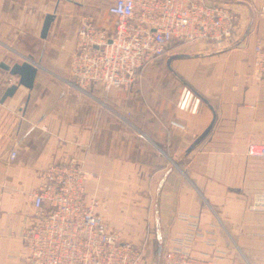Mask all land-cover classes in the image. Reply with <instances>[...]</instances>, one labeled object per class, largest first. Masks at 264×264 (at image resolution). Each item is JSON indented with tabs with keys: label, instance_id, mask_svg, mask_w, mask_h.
<instances>
[{
	"label": "crops",
	"instance_id": "obj_1",
	"mask_svg": "<svg viewBox=\"0 0 264 264\" xmlns=\"http://www.w3.org/2000/svg\"><path fill=\"white\" fill-rule=\"evenodd\" d=\"M220 1L238 3L253 22L229 49L173 60L216 111L211 130L177 166L173 160L212 120L209 104L184 82L169 85L151 71L140 84L95 85L84 93L68 80L77 11L92 2L0 0V61L31 56L39 64L32 88L20 84L1 101L0 84V264H24L22 234L35 211L31 193L42 169L67 157L90 172L86 198L100 200L109 228L132 239L156 234L158 207L164 249L181 247L218 264H246L242 253L264 264L257 258L264 210L251 207L254 193L264 192V157L247 152L250 142L264 141V81L253 68L255 45L264 44V0ZM54 10L42 38L44 17ZM106 13L99 22L111 24ZM182 50L207 51L197 43ZM5 73L0 67V80Z\"/></svg>",
	"mask_w": 264,
	"mask_h": 264
},
{
	"label": "built area",
	"instance_id": "obj_2",
	"mask_svg": "<svg viewBox=\"0 0 264 264\" xmlns=\"http://www.w3.org/2000/svg\"><path fill=\"white\" fill-rule=\"evenodd\" d=\"M111 24L83 16L70 65L71 83L82 92L102 85L129 87L138 69L166 52L174 40L197 43L203 50L236 42L249 18L238 3L218 0H108ZM260 10L264 13V2ZM254 75L264 81V44L255 45ZM17 82L9 71L5 89ZM13 147L10 158L17 155ZM249 156L264 157V141L250 142ZM31 193L33 219L23 230L24 264H146V248L124 238L103 220L97 197L86 198L90 172L76 157L51 162ZM251 207L264 210V192ZM160 264H218L181 247L165 248Z\"/></svg>",
	"mask_w": 264,
	"mask_h": 264
},
{
	"label": "water",
	"instance_id": "obj_3",
	"mask_svg": "<svg viewBox=\"0 0 264 264\" xmlns=\"http://www.w3.org/2000/svg\"><path fill=\"white\" fill-rule=\"evenodd\" d=\"M55 17H56V10L46 13V15L44 17L43 25H42V30H41V37L42 38H46L48 36L51 24H52L53 20L55 19ZM253 18H254V15L252 14L251 19L249 20L247 27L244 30L241 37L236 42H234L230 45L215 48L212 50L200 51V52L176 51V52L170 53L167 56L166 64H167L168 68L173 72V74H175L182 82H184L186 85H188L189 88H191V90H193V92L195 94H197L207 104H209V106L213 110V118L210 121V123L206 126V128L196 138H194V140L183 150V152L175 160H173V164H175L177 166L180 165V163L193 150V148L196 147L206 137L208 132L211 130V128L214 124L215 118H216V111H215L213 105L208 100V98H206L199 90H197L194 86H192L181 74H179L176 71V69L174 68V66L172 64L173 60L176 58H182V57L208 55V54H211L214 52H219L222 50H226V49H229V48L235 46L237 43L242 41L244 39V37L246 36V34L248 33L250 26L253 22ZM0 67L9 71L11 74H14L18 77L17 82L12 83L11 85L7 86V88L4 90L2 97H1V101H3L7 96L12 95L20 84H23L29 88H32L34 86L35 78H36V75H37V72L39 69V64L34 63L31 60V56H27V58H24L22 61H15L12 64L5 61V60H2V61H0ZM166 175H167V173L161 178V180L159 182L157 195L159 194V190L162 187L164 180L166 179ZM155 221H156V235H157L158 241H159L156 264H160L161 258H162V251H163L164 247L162 244L161 221H160V217H159L158 207L156 209Z\"/></svg>",
	"mask_w": 264,
	"mask_h": 264
},
{
	"label": "rangeland",
	"instance_id": "obj_4",
	"mask_svg": "<svg viewBox=\"0 0 264 264\" xmlns=\"http://www.w3.org/2000/svg\"><path fill=\"white\" fill-rule=\"evenodd\" d=\"M80 1L81 2H86V3L92 2V5H91V7L89 5H87L88 8L84 7L83 9H80V10L77 11L78 13H77L76 17H77L78 24L82 20L83 16H90V17L94 18L95 20L104 19L103 22L105 20H107V18H109V14L106 13V10H107V7H108V0H80ZM75 20H76V18H75ZM166 66H167V64H166ZM141 81L142 80H141V77H140V78H138V80H136V82L134 84H140ZM124 112H125V114L124 113H122V114H124V116L126 118H128L127 115H129V113L126 112V111H124ZM102 214H103V212H102ZM155 229H156V221H155ZM120 231H123V230L120 228ZM121 234H122V236L124 238H126L128 240H131V241H133L135 243L144 245L146 250H147V253H148V255H147L148 262L146 264H155L154 260H156V257H157L158 243H159L158 237H157V235L155 233H153V234H149L148 233L147 235H143V236H141L140 238H137V239H132L129 236L124 235L123 232ZM231 241L234 242L232 237H231ZM254 255H255V252H254ZM239 256L243 257V259L245 260L246 264H252L247 256H245V255L243 256L242 253L241 254L239 253ZM257 256L256 257L258 259L264 260V248H263L262 251L257 252ZM252 259H255V258L252 257Z\"/></svg>",
	"mask_w": 264,
	"mask_h": 264
},
{
	"label": "trees",
	"instance_id": "obj_5",
	"mask_svg": "<svg viewBox=\"0 0 264 264\" xmlns=\"http://www.w3.org/2000/svg\"><path fill=\"white\" fill-rule=\"evenodd\" d=\"M220 1V0H218ZM110 16V15H109ZM191 42L183 41V40H174L173 44L168 48V50L161 55L157 56L153 61L145 63L143 66H141L138 69V78L141 77V80H145V75L147 74L148 71L155 72L156 77L161 79L164 75L166 76V80L168 84L170 85L171 83L177 82L183 84L182 81L179 80V78L173 74L171 71H169L168 67L166 66V58L167 56L175 51H184L182 48H185L186 44H189ZM180 49V50H178ZM138 80V79H137ZM136 82V81H135ZM135 82H133L131 85H133ZM130 85V86H131ZM101 86L103 89H105L102 85ZM169 91V87L166 89V92ZM132 114V113H131ZM131 114L128 116L131 117ZM148 255L146 251V256ZM155 264L157 262V257L156 260H154Z\"/></svg>",
	"mask_w": 264,
	"mask_h": 264
}]
</instances>
